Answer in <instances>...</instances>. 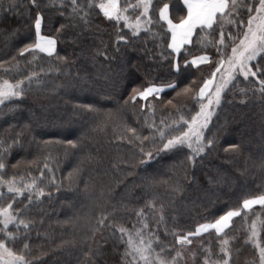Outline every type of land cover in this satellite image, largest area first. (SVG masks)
Listing matches in <instances>:
<instances>
[{
  "label": "trees",
  "instance_id": "1",
  "mask_svg": "<svg viewBox=\"0 0 264 264\" xmlns=\"http://www.w3.org/2000/svg\"><path fill=\"white\" fill-rule=\"evenodd\" d=\"M100 2L78 0L85 6ZM119 3L121 9L134 6L126 13L134 21L140 12L137 0ZM166 3L174 22L186 15L182 0H154L152 23L137 35L95 6L85 8V24L71 15V0H38L39 7L31 0H0V82L23 81V94L0 105V162L6 165L0 179L14 178L21 188L35 180L43 189L38 197L33 190L22 217L32 221L27 255L36 258L34 264H127L131 257L122 258L127 239L121 240L120 227L151 238L153 256L171 260L180 251L176 264H204L206 257L212 264L223 258L222 247L229 250V264H259L249 236L253 222L260 221L264 247V206L244 210L242 202L264 195V95L255 78L238 76L205 130L214 141L211 148L196 155L194 163L186 146L157 152L158 129L165 137L178 134L187 126L179 117L190 120L199 111V86L220 56L195 35L194 43L176 55L168 47L167 23L159 17ZM37 12L44 17L41 34L57 40L56 53L21 57L20 50L35 40ZM241 12L238 19L246 21V10ZM242 28L225 25V32L239 35ZM204 54L210 63L184 64L185 58ZM153 85L163 92L145 102L131 99L133 89ZM185 86L189 93L178 96ZM28 195L4 189L0 206L12 203L23 210ZM229 210L241 214L222 234L208 231L191 236L190 246L177 244V236L195 233ZM102 217H107L103 226L98 225ZM9 230L16 231L15 224Z\"/></svg>",
  "mask_w": 264,
  "mask_h": 264
},
{
  "label": "snow or ice",
  "instance_id": "2",
  "mask_svg": "<svg viewBox=\"0 0 264 264\" xmlns=\"http://www.w3.org/2000/svg\"><path fill=\"white\" fill-rule=\"evenodd\" d=\"M31 3L39 7L38 0H31ZM63 3V0H61ZM152 0H137L136 8H141L143 11L140 15L136 16L134 22L125 13L128 9L133 8L132 4H128L124 9H121L119 0H102L98 5L92 3L81 5L78 0H71V15L74 18H79L83 23H89V12L85 8L98 7L103 13L104 17L109 20L125 22V26L132 28L134 34H139L142 26L150 25L152 23L151 16L148 15L149 8ZM183 5L186 7V15L179 19V22H174L169 16V4H164L160 9V20L167 23L168 31L171 33V43L168 47L174 52L179 53L186 45L193 44L194 35L201 38V42L212 44L215 46L217 53L220 54L216 63L214 71L210 76L203 79L201 86H199L198 97L201 101L207 98L208 103H200V109L190 120H185L184 116L179 117V121L187 125V130L179 131L178 134L165 137L164 131L158 129L160 135V146L156 148L157 152L161 151H179L184 146L191 149L193 155H189L187 159L195 162L196 155L205 153L206 149L211 148L214 141L204 135L203 129L208 127L209 120L213 114L211 106L219 104L221 93L229 87V85L236 79L237 75H241L247 80L249 77L255 78L260 84V91L264 95V0H258V3H248L247 0H183ZM241 9L246 10L247 20L243 21L238 19L241 15ZM83 13V14H82ZM143 17V20H142ZM44 20L43 14L37 12L34 17L35 40L33 43L24 46L19 55L24 56L25 53H46L51 57L56 53L57 40L51 36L41 34L42 22ZM225 25H235L240 27L243 25L242 31L239 35H234L231 32H225ZM65 26L61 25V29ZM219 30V38L216 39L215 35ZM58 29L57 31H59ZM147 30V29H146ZM227 35V41L225 39ZM118 40H124L123 35H118ZM239 41L238 43L236 41ZM231 48L230 53H226L225 49ZM103 54V53H101ZM63 59V58H61ZM252 61H258L257 64H252ZM210 63V56L207 54L194 56L191 60L184 59L186 66H199ZM177 71H180L179 63L175 65ZM36 75V73H32ZM219 75V78H217ZM23 81H17L15 84L10 83L8 80H3L0 83V104L10 97H19L23 94L20 85ZM168 87L175 88L176 85H168ZM162 88L156 86H149L143 90L133 89L131 99L135 101L137 97L147 99L154 93L162 92ZM190 89L185 86L177 93L178 96L188 94ZM172 103L171 100L168 101ZM179 110V109H178ZM174 121V123H179ZM161 123H164L162 120ZM166 127H168L166 125ZM182 127V126H181ZM127 131L131 132L137 139L136 130L128 128ZM147 139V138H145ZM195 141L196 147L193 148ZM206 141V143H205ZM233 148L237 147L235 145ZM143 151V149H142ZM149 159L152 153H147ZM6 165L0 162V169H4ZM45 167L47 165L45 164ZM43 175V173H41ZM8 192L16 196H23L25 191L29 193L27 200L29 205L22 209H13V204L8 203L6 206H0V264H34L35 257L28 258L31 252L29 243L27 242V232L30 228L31 220L22 218L23 212H26L31 206L33 201V190L35 189V196L43 195V189L37 188L36 181L32 180L27 183L23 188L16 186L15 179L6 182ZM253 205L264 206V195L256 198L244 199L242 202L243 209H251ZM163 207H161V212ZM241 214L239 210H229L221 215L212 224L200 225L195 233H188L187 235H180L176 237L177 243L191 245L192 240L189 238L193 235H198L202 231H208L209 228H214L217 233H223L226 228L230 226L233 217ZM107 217H102L98 221V225L103 226ZM163 219V216H161ZM15 224L16 231H10L9 225ZM21 226L23 232L21 231ZM147 228V224L143 226ZM121 233V240L124 235H127L126 248L123 253V259L131 257L127 264H176V257L181 256L180 251L175 252V256L171 260H167L159 253L153 256L155 248L153 247V240L145 237L143 231L137 230L135 236L128 232L123 227L118 228ZM151 234H149L150 236ZM258 233L256 230V223L253 222L251 235L249 240L255 244L259 250V262L264 264V247H261L259 242L255 239ZM22 247L17 248V244ZM228 239L222 241L223 245H228ZM165 249L161 246L160 253ZM221 252L223 258L212 262V264H229L230 253L227 247H222ZM204 264H209L206 257Z\"/></svg>",
  "mask_w": 264,
  "mask_h": 264
},
{
  "label": "rangeland",
  "instance_id": "3",
  "mask_svg": "<svg viewBox=\"0 0 264 264\" xmlns=\"http://www.w3.org/2000/svg\"><path fill=\"white\" fill-rule=\"evenodd\" d=\"M153 1L154 0H152V3H153ZM247 2H249V3H258V0H247ZM151 6H152V4H151ZM151 6H150V8H149V11H150V9H151ZM138 10H140V12L138 13V15H140V13L143 11V9H142V7L141 8H137ZM127 13V12H126ZM125 13V14H126ZM137 15V16H138ZM148 15H149V12H148ZM169 16H170V13H169ZM142 20H143V17H142ZM130 21L131 22H134L133 20H131L130 19ZM149 27V25H147V26H144L143 24H142V26H141V28H140V30L139 31H141V30H144V29H146V28H148ZM239 41H237V43H238ZM56 49H57V46H56ZM230 51H231V49H230ZM230 51H229V53H230ZM41 54H44V55H47L46 53H41ZM54 55V54H53ZM256 61H252L251 63L252 64H254ZM238 76H241V75H237V77ZM236 77V78H237ZM217 78H219V75H218V77ZM235 81V80H234ZM233 81V82H234ZM232 82V83H233ZM0 83H2V82H0ZM231 83V84H232ZM12 84H14V83H12ZM231 84L229 85V87L231 86ZM22 86L20 85V88H21ZM229 87L228 88H226L222 93H221V99H220V103L222 102V98H223V95H224V93L229 89ZM163 92V91H162ZM161 92H159V93H154L153 95H151V96H154V95H159ZM151 96H149L148 98H150ZM14 98H17V97H10V98H8V99H6L4 102H6V101H9V100H11V99H14ZM139 98V97H138ZM147 98V99H148ZM139 99H141V98H139ZM146 99V100H147ZM200 99V98H199ZM143 102H145L146 100L145 99H141ZM203 103H205V104H207L208 103V100H207V98H205L204 100H203ZM220 103L217 105V104H213L212 106H211V108H212V112H213V114H212V116H211V118H210V120H209V123L211 122V120L213 119V117H214V115L216 114V111H217V109H218V107H219V105H220ZM3 104V103H2ZM2 104H0V105H2ZM194 116V115H193ZM209 123H208V125H209ZM185 130H187V126H186V128H185ZM205 130H206V128L205 129H203V132L205 133ZM187 147V146H186ZM196 147V143H195V141L193 142V148H195ZM15 184H16V186H18V187H21V185L19 184V182H15ZM4 189H6L7 190V192H8V186H7V184L5 183V182H3L1 179H0V195L2 194V191L4 190ZM257 206H259V205H253L252 206V208H254V207H257ZM260 206H262V205H260ZM251 208V209H252ZM244 210H250V209H244ZM235 217H233L232 218V220L234 219ZM231 223H232V221H231ZM231 223H230V226H231ZM212 224V223H211ZM229 226V227H230ZM228 227V228H229ZM261 227V222L260 221H257V223H256V230H257V233H258V235H257V237L255 238L258 242H259V244L261 245V247H263L262 246V242H261V237H260V228ZM228 228H226L225 230H224V232L228 229ZM208 231H211V232H214V233H217L216 231H215V229L214 228H209L208 229ZM208 231H202L201 233H199L198 235H201V234H204V233H207ZM129 232V231H128ZM129 233H131V232H129ZM132 234V233H131ZM217 234H222V233H217ZM250 235H251V232H250ZM193 237V236H192ZM128 237H127V235H126V239H127ZM190 238V237H189ZM191 239V238H190ZM192 240V239H191ZM249 242H250V244L253 246V247H255L256 248V246H255V244H253L252 243V241L251 240H249ZM179 246H182V247H187V246H190V245H182V244H179V243H177ZM192 245V244H191ZM256 250H257V253L259 254V250L256 248ZM141 264H142V262H140ZM259 264H260V262H259Z\"/></svg>",
  "mask_w": 264,
  "mask_h": 264
},
{
  "label": "crops",
  "instance_id": "4",
  "mask_svg": "<svg viewBox=\"0 0 264 264\" xmlns=\"http://www.w3.org/2000/svg\"><path fill=\"white\" fill-rule=\"evenodd\" d=\"M182 2H183V0H182ZM185 8H186V7H185ZM189 45H190V44H189ZM186 46H188V45H186ZM186 46H185V47H186ZM185 47H184V48H185ZM184 48H182L181 51H182ZM172 51H173V50H172ZM181 51H180L179 53H176V52H174V51H173V52H174L176 55H179V54L181 53ZM199 66H200V65H199Z\"/></svg>",
  "mask_w": 264,
  "mask_h": 264
},
{
  "label": "built area",
  "instance_id": "5",
  "mask_svg": "<svg viewBox=\"0 0 264 264\" xmlns=\"http://www.w3.org/2000/svg\"><path fill=\"white\" fill-rule=\"evenodd\" d=\"M184 246L187 245V244H183Z\"/></svg>",
  "mask_w": 264,
  "mask_h": 264
}]
</instances>
